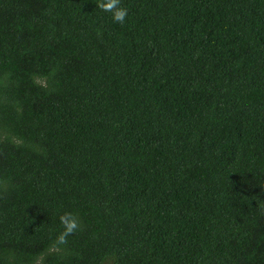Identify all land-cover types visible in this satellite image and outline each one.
I'll return each mask as SVG.
<instances>
[{
    "label": "trees",
    "instance_id": "obj_1",
    "mask_svg": "<svg viewBox=\"0 0 264 264\" xmlns=\"http://www.w3.org/2000/svg\"><path fill=\"white\" fill-rule=\"evenodd\" d=\"M96 2L0 0V264H264V0Z\"/></svg>",
    "mask_w": 264,
    "mask_h": 264
},
{
    "label": "clouds",
    "instance_id": "obj_2",
    "mask_svg": "<svg viewBox=\"0 0 264 264\" xmlns=\"http://www.w3.org/2000/svg\"><path fill=\"white\" fill-rule=\"evenodd\" d=\"M96 7L104 12L110 13L112 19L120 24L125 22L128 11L125 7L121 6V0H97ZM62 231H60L54 241L55 246L66 245L68 237L74 235L81 227L78 217L71 213L65 212L59 217Z\"/></svg>",
    "mask_w": 264,
    "mask_h": 264
}]
</instances>
